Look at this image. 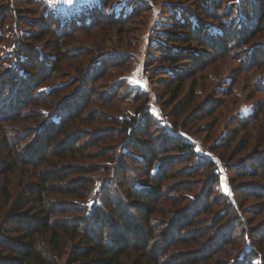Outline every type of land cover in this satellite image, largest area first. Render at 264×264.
<instances>
[{"label": "trees", "instance_id": "trees-1", "mask_svg": "<svg viewBox=\"0 0 264 264\" xmlns=\"http://www.w3.org/2000/svg\"><path fill=\"white\" fill-rule=\"evenodd\" d=\"M225 2L193 0L190 16L197 13L217 20L227 9ZM238 2L250 12L237 29L240 37L232 33L234 23L226 22L218 36L201 35L196 20L192 22L180 12L173 24L182 32L172 34L170 41L194 40L204 51L193 55L164 50V60L190 59L186 62L197 71L206 59L216 60L222 54L217 43L226 52L240 41L237 46L252 52L243 66L263 69L264 40L253 42L264 34V0ZM10 11L6 7L5 15L9 17ZM98 18L106 23L111 16ZM74 22H63L60 30L47 25L34 29L26 38L42 41L48 37L51 52L18 45L19 65L0 71V124H8L0 134V264H58L65 254L66 264H264V220L246 223L240 204L252 195L261 200L255 205L261 206L258 215L264 208V186L243 181L264 179V134L260 143L255 134L236 142L240 131L245 132L244 137L255 130L253 122L263 116L264 102L257 106V113L236 120L240 129L227 128L228 134L211 146L223 149L221 159L226 161L238 200L217 189L220 173L216 161L208 157L195 160V144L167 134L146 103L129 118L106 115L103 133L89 126L76 127V123L101 120L104 114L91 106L96 101L110 103L116 92L101 90L102 83H97L107 70L104 64L101 71L95 65L104 62H91L89 49L76 50L66 41L75 29L66 24ZM81 53L92 56L89 65L77 63ZM65 61L75 72L59 76L64 74ZM2 62L6 58L0 54ZM58 79L69 81L57 84ZM183 80L182 74L170 80L175 98H179ZM68 90L72 96L62 95ZM194 99L190 93L174 104L170 115L174 121L188 112L181 125L190 127L209 112L202 111L203 106L188 111ZM88 106L90 112L83 114ZM103 142L107 143L101 146ZM100 158H106L109 165L99 163ZM16 168L21 175L34 178L14 196L11 174ZM101 171L107 173L98 180ZM184 178H194L202 186L193 192V185ZM170 183L177 194L171 192ZM196 243L205 247L190 250L188 246Z\"/></svg>", "mask_w": 264, "mask_h": 264}, {"label": "rangeland", "instance_id": "rangeland-1", "mask_svg": "<svg viewBox=\"0 0 264 264\" xmlns=\"http://www.w3.org/2000/svg\"><path fill=\"white\" fill-rule=\"evenodd\" d=\"M192 2L193 0H89L82 6V10L78 7L76 10L69 11L57 0H0V48H2L0 54L6 58V62L0 63V71L4 72L6 69L13 68L15 64L19 65L17 62L19 58L16 55L21 49L16 51L18 45L38 51H42L44 48L48 53L51 52L52 49L49 45L51 46L52 42L48 37L42 41L26 38L27 35H31L34 29L40 30V26L47 25V27L60 30V25L63 22L75 21V24L73 23L71 26L66 24V27H70L68 29L75 28L68 33L66 41H69L70 46L76 50L89 49L93 55L92 58L88 53H81L83 55L78 57L77 63L86 65L88 62L89 65L91 58V62L94 63L96 60H102L104 63H98L95 66H97V70L101 71L100 68L104 64L107 73L97 83H102L101 90L108 88L113 93L116 92L115 99L110 103L96 101L97 104L94 103V106H91L98 107L97 110L104 114L103 118H100L101 120H96L88 125H83V122L76 123V127L89 126L92 129H99V132L103 133L106 127L105 120H108L105 118L106 115L129 118L136 114V109L141 104L146 103L145 107L149 108L155 122L163 127L167 134L179 135V137L195 144L198 155L195 160H199L200 157H208L216 161L220 173L217 189L219 188L220 191L231 197L238 198L239 194H235L229 182L230 171L225 167L226 161L221 159L223 149L213 150L211 146L219 143L221 136L228 134L227 128L240 129V126L235 124L238 118L247 117L255 111L257 113V106L264 102V90H261L264 88V67L258 70L243 66V62L252 56V52L237 46L240 41L231 44L232 47L226 52L221 44L217 43V49L222 54L216 60L206 59V63L197 71L190 65V62H186L190 59H178L175 63L164 60L166 56L163 54L164 50H168L169 53L183 50L193 55H196L198 51H204V48L194 40L188 43H180L177 40L170 41L172 34L182 32L173 24L174 18H177L180 12L187 14L192 22L196 20L199 32L202 30L201 35L204 32L208 37H211L208 33L215 34V36L221 33L219 28L222 26V22L230 25L234 23L232 33H237L236 37H240L241 32L238 33L237 29L249 19L247 16L250 15V12L247 9H242V3H239L238 0H226L223 5L227 9L217 20L205 18L204 15L197 13L190 16V13L194 12L190 11L194 6ZM234 3L236 4L234 5ZM236 6H239L241 11ZM6 7L12 8V13L8 12L9 17L7 14L5 15ZM102 15L104 18H110V16L111 18L106 23L99 21L100 17L98 18V16ZM115 17H118V20L114 22L117 19ZM87 19L91 20L88 27L86 26ZM56 20L58 23L55 25L54 21ZM263 40L264 34L253 43ZM245 52L248 54L244 55ZM13 53L15 55L9 58ZM67 63L66 61L63 63L64 74L61 72L59 76L65 75L66 77L75 72L66 66ZM77 63L75 64L78 65ZM177 74L184 76L179 98L174 97L171 91L174 87L170 86V80ZM68 81L58 79L57 84ZM69 93L68 90V93L62 95L72 96ZM190 93L195 99L188 111L203 106L202 111L208 110L210 113L205 111L202 117L194 120L190 127H186L181 124L185 122L183 119L187 117L188 112H184L176 118L173 116L175 121L170 115L174 104L180 99L186 98ZM91 107L88 106L83 114L90 112ZM212 108H214L213 112L210 111ZM1 123L0 134L1 132L5 133L6 127H8V124ZM263 124L264 112L258 121L253 122V126L257 125L255 130L244 137L242 136L245 132L240 131L237 134L236 142H240L242 138L249 139L253 136L252 134H255L254 138L260 143L264 134ZM1 140L2 138L0 144ZM105 143L100 145L103 146ZM238 156H242V154H237ZM98 161L102 165H109L106 158H100ZM106 173V171L99 172L97 179L100 180ZM21 174L17 168L11 174L14 196L20 192L23 185L29 184L34 178ZM195 176L201 178L202 175L196 174ZM184 179H188L190 185H193V192L202 186L194 178ZM98 180L97 183H99ZM243 181L244 183L255 181L264 186V179L260 178L244 179ZM177 183L178 181H174V184ZM170 185L171 192L177 194L174 191L175 185L172 183ZM181 193L190 195L191 192L182 190ZM260 201V198L252 195L242 199L240 204L243 215L248 218L246 223L254 220L252 221V225H254L260 220H264V208L258 215L261 206L255 207L260 204ZM187 203L189 202L187 201ZM188 247L190 250H194L205 246L196 243ZM66 258L67 254L63 255L57 261L58 264H66Z\"/></svg>", "mask_w": 264, "mask_h": 264}, {"label": "snow or ice", "instance_id": "snow-or-ice-1", "mask_svg": "<svg viewBox=\"0 0 264 264\" xmlns=\"http://www.w3.org/2000/svg\"><path fill=\"white\" fill-rule=\"evenodd\" d=\"M59 4L65 5L67 10H76L78 7L82 10V6L87 4L89 0H57Z\"/></svg>", "mask_w": 264, "mask_h": 264}]
</instances>
